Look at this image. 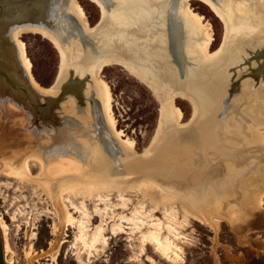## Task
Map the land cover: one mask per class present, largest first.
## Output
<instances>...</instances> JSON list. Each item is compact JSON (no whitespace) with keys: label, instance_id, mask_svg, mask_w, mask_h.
<instances>
[{"label":"bare ground","instance_id":"6f19581e","mask_svg":"<svg viewBox=\"0 0 264 264\" xmlns=\"http://www.w3.org/2000/svg\"><path fill=\"white\" fill-rule=\"evenodd\" d=\"M89 1L100 10L99 22L94 26H89L78 0H52L48 3L25 0L29 3L22 2L21 16L7 21L0 29V55L14 66L16 79L27 89L24 102L32 105L31 114L53 125V129L47 131L36 128L32 153L22 157L23 154L13 152L9 160H4V174L22 181L34 180L30 164L33 161L41 170H47L51 176L48 180L60 183L55 201L67 227L73 226L75 218L64 202L65 194L75 196L76 192H87L93 195L120 190L147 193L163 203H182L180 196L186 195V204L195 218L216 228L215 216L200 207L193 193L204 191V196L227 199L221 204L220 198L218 201L212 198L211 202L220 206L213 208L215 212L241 207V179L258 165H264V136L254 144L241 135L243 131L240 129L236 138L228 134V128L233 127L232 120L240 114L239 75L246 67L264 70L261 62L264 60V39L259 42L263 45L254 46L256 49L249 54L225 49L230 32L241 24L236 22L235 11L254 18V0H249L250 6L244 9L240 8L242 3L233 8L234 0H197L224 25L221 54H217L221 47L215 54L209 51L212 44L210 24L192 9V0ZM54 6L64 9L71 21L102 39L104 47L98 46L99 52L88 58L79 56V51L68 54V48L42 25L45 19H37L33 12ZM258 10L264 11V7L259 6ZM105 28L108 31H104ZM192 31L197 36L190 35ZM28 33L40 35L59 54V71L49 88H43L33 75L32 62L20 39L22 34ZM196 50L209 60L194 55ZM151 60L154 62L149 69L147 61ZM187 63L194 67H187L183 82L176 81L182 75L180 65ZM110 65L121 66L151 90L161 104L153 139L141 153L136 152L135 141L116 126L111 88L100 76L101 71ZM5 81V76L0 74V84ZM18 92L22 94V88ZM1 98H6V94L0 86V101ZM7 98L23 108L20 99L15 100L12 94ZM178 98L187 100L193 107L192 117L184 124V113L175 104ZM40 99L44 102L41 103ZM6 102L11 108L19 109L11 101ZM67 107L70 108L66 110ZM55 112L59 115L56 116ZM240 121L244 122V119L241 117ZM256 127L257 131L264 129V125ZM74 131L78 134H73ZM230 140L237 144L229 143ZM68 143L71 147H78L85 156L83 166L66 150ZM48 180L43 184L51 194ZM263 197L264 191L259 203ZM80 228L83 231L85 227L81 224ZM58 229L54 224L52 235L58 234ZM0 230L6 254L11 248L8 226L1 216ZM7 263L11 264L10 261Z\"/></svg>","mask_w":264,"mask_h":264},{"label":"rangeland","instance_id":"374dc122","mask_svg":"<svg viewBox=\"0 0 264 264\" xmlns=\"http://www.w3.org/2000/svg\"><path fill=\"white\" fill-rule=\"evenodd\" d=\"M78 1L89 26L96 25L100 19L99 7L89 0ZM0 3L4 9L11 11L22 2L0 0ZM239 3H242L241 9L251 4L249 0H234L232 7ZM190 4L196 13L204 17V22L210 24L212 44L209 51L216 52L224 36L223 23L201 1L192 0ZM259 6L264 7V0H254V18L235 11L236 22L241 24L230 32L225 49L249 54L263 45L259 42L264 39V11H259ZM129 21L134 23L132 18ZM190 35L197 36L193 31ZM20 39L32 62L35 79L43 88H49L59 71L58 52L38 34H22ZM222 51H217V54ZM193 54L209 60L197 50ZM261 62L264 63V60ZM100 76L111 88L117 128L135 141L136 152H143L155 134L160 102L151 90L119 65L105 67ZM239 81L240 117L236 114L228 134L236 138L240 129L245 139L249 138L250 143L257 144L264 136V129L255 130L256 125H264V70L246 67L239 75ZM57 93L58 90L53 93L54 96ZM5 94L6 98L0 101V216L7 223L11 248L9 253H4L5 264L8 261L11 264H264V197L261 203L258 201L264 191L263 164L241 179V207L215 212L213 208L220 206L211 202L214 197L204 196V191L193 193L200 207L215 216L216 228L195 218L186 204V195L180 196L182 203H163L147 193L120 190L93 195L87 192H76L75 196L65 194L64 202L75 218L73 226L67 227L55 201L60 183L49 181L51 176L47 170H41L40 165L33 161L30 164L34 180L22 181L4 174V160H9L13 152L23 154L22 157L32 153L36 128L40 127V131L53 129L51 123L31 114L33 108L24 102L25 93ZM9 94L15 100L20 99L23 108L8 99ZM7 100L19 109L11 108ZM175 104L184 113L182 124L187 123L193 114L192 105L181 98L176 99ZM58 111L60 113L61 110ZM241 117L244 122L240 121ZM229 143L237 144L235 140ZM65 148L77 158L80 166L85 164V156L78 147H71L68 143ZM14 161L20 164L19 160ZM46 180L51 183V194L43 184ZM218 198L216 196L215 201ZM226 200L220 198L221 204ZM54 224L58 230L61 229L59 236L57 233L52 235ZM81 224L85 227L83 231ZM80 235L84 236L83 239Z\"/></svg>","mask_w":264,"mask_h":264},{"label":"water","instance_id":"95a60500","mask_svg":"<svg viewBox=\"0 0 264 264\" xmlns=\"http://www.w3.org/2000/svg\"><path fill=\"white\" fill-rule=\"evenodd\" d=\"M18 2H21L19 0H15ZM22 2L24 4H27L29 2ZM52 2V0H36V2ZM18 6H14L11 11H7L4 9V7L0 3V29L4 28L7 21L9 20H15L18 19L21 16V6L22 3H18ZM35 9L33 12L35 14V17L37 19L39 17H42L45 19V22L42 23L46 29L53 32L59 40L68 48V54L72 52V54H76V51H79V56L81 54L82 58H88V56L96 55L99 52L98 46L102 45L104 47V42H102V39H99L97 36L92 35L91 33H88L82 26H80L78 23H74L71 21L70 17L65 13L64 9H61L57 6L46 8V10ZM77 47L79 48L78 50ZM76 56V55H75ZM183 60V59H182ZM74 63L76 61H73ZM154 61H147V65L149 69H152L149 67L153 64ZM187 67H194L192 63H187L185 65H180L179 73L181 75V78L178 77L176 81L180 80L179 82H183L184 80V73L186 72ZM14 66L10 65L6 59L3 58L2 55H0V74H3L5 76V82L4 84H0L2 87V90L5 91V93H13L14 95H19L18 90L22 88V92L27 94V89L21 85V81H18L14 75ZM160 83H164L162 80L158 79ZM175 81V82H176ZM176 85V84H175ZM57 199V198H56ZM62 224V223H61ZM63 225V224H62ZM61 234V229L58 232V235ZM59 242V241H58ZM0 264H5V256H4V241L2 232L0 230Z\"/></svg>","mask_w":264,"mask_h":264}]
</instances>
